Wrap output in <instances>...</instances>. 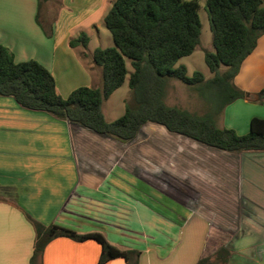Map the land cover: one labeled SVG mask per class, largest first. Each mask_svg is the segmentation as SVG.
Here are the masks:
<instances>
[{
  "label": "crops",
  "instance_id": "1",
  "mask_svg": "<svg viewBox=\"0 0 264 264\" xmlns=\"http://www.w3.org/2000/svg\"><path fill=\"white\" fill-rule=\"evenodd\" d=\"M113 1L46 0L44 27L38 0H0V45L16 63L45 67L62 98L78 87L100 88L92 55L109 46L91 48L85 30L77 38L86 35V48H71L69 40L84 26L98 39ZM58 64L66 81L60 90ZM79 78L90 84L72 82ZM234 81L250 95L264 88V35ZM256 117L243 119V132L227 129L244 135ZM28 218L99 233L121 251L138 252L137 264L213 261L221 247L229 252L224 264H264V152L208 148L151 123L122 144L0 97V264H29L35 233ZM99 256L93 240L57 238L44 248L41 264H97Z\"/></svg>",
  "mask_w": 264,
  "mask_h": 264
},
{
  "label": "trees",
  "instance_id": "2",
  "mask_svg": "<svg viewBox=\"0 0 264 264\" xmlns=\"http://www.w3.org/2000/svg\"><path fill=\"white\" fill-rule=\"evenodd\" d=\"M198 10L197 0H114L103 19L113 47L97 48L92 55L94 65L100 69L101 87H78L66 98L57 93L54 78L45 67L33 60L16 63L11 52L0 45V97L122 144L134 140L140 129L151 123L208 148L237 154L264 152V119L252 118L244 135L217 124L223 110L239 99L264 104V88L247 95L233 84L243 61L264 35V2L205 0L213 48V52L203 53L209 79L200 72L187 77L184 65L175 67L199 46ZM87 43L84 34L69 40L71 48H86ZM125 60L132 69L128 77L131 98L124 104L122 116L108 122L102 105L123 85ZM221 66L224 71H220ZM170 80L192 89L205 102L206 111L196 114L168 106L165 97ZM28 220L35 233L29 264H41L44 248L57 238L77 243L95 241L100 246L97 264L118 258L126 264H137L138 252L121 251L99 233L78 234L58 225L45 227ZM228 256L229 252L221 247L213 261L206 257L197 264H224Z\"/></svg>",
  "mask_w": 264,
  "mask_h": 264
},
{
  "label": "rangeland",
  "instance_id": "3",
  "mask_svg": "<svg viewBox=\"0 0 264 264\" xmlns=\"http://www.w3.org/2000/svg\"><path fill=\"white\" fill-rule=\"evenodd\" d=\"M199 3V10H198V16L199 21L201 24V30H200V43L199 46L194 50V52L187 57H184L180 59L175 67H178L180 65H184L186 67L187 77H191L193 72H200L205 79H209L211 77V74L209 73L203 59V53L205 51L213 52V48L211 46V34H210V28H209V21L208 16L205 10V0H197ZM42 8L40 10L39 14V21L41 25L44 27H47V24L42 16V9H43V3L44 0H41ZM43 18V19H42ZM43 20V21H42ZM49 29V25L48 28ZM99 31L98 39L96 38V35L93 30L88 29V27H79L78 29L71 32V34L74 36V38H77L79 33H77L79 30H85L84 34L90 33V47L94 46H109L113 47L112 38L109 34V32L104 27V23H100L97 27ZM89 32V33H88ZM69 59V67L70 71L73 70V73H77L78 70H76L75 63H71L70 56L67 57ZM126 68H127V75L125 77V81L123 85L114 93L111 95V97L107 100L106 104H104L103 108V115L108 122H112L116 119H118L120 116H122L124 112V104L128 102L131 98L130 91L128 89V77L129 74L132 72V69L130 67V63L128 60H125ZM58 74H57V84L63 89L65 86V80L60 79L59 75L62 73V68L58 64ZM225 67L221 66L220 71H224ZM84 71V70H83ZM80 73V72H79ZM76 76V75H75ZM235 79V78H234ZM75 82L76 84H90L87 80H80V78ZM236 82L233 80L234 86L237 87L235 84ZM73 85V84H72ZM240 90V89H239ZM245 94H249L247 92H244ZM165 103L168 106L177 107L183 110H186L190 113H196V114H202L206 111V104L203 100L198 98L196 93L188 88L187 86L177 82L170 80L168 83L167 91H166V97H165ZM226 109V110H225ZM222 112V115L218 118L217 124L218 126H224L226 128L232 127L235 128L238 132H243L242 129L239 127L241 126V123L243 122V119L245 118H251L253 116L264 118V104H258L255 105L254 103L249 102V104L243 103V99H239L235 102H233L231 105L227 106ZM225 113V115H224ZM224 116V118H223ZM256 117V118H257ZM248 127V126H247ZM249 127L247 128L246 133H248ZM236 131V133H237ZM238 134V133H237ZM239 135V134H238ZM138 234V233H135Z\"/></svg>",
  "mask_w": 264,
  "mask_h": 264
}]
</instances>
